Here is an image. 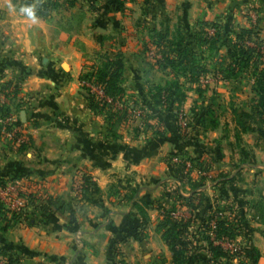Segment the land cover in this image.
Here are the masks:
<instances>
[{
    "label": "crops",
    "instance_id": "0c3cea01",
    "mask_svg": "<svg viewBox=\"0 0 264 264\" xmlns=\"http://www.w3.org/2000/svg\"><path fill=\"white\" fill-rule=\"evenodd\" d=\"M209 1L215 0H151L153 6L142 9L140 0H135L125 3V12L120 13L115 10L114 0H79L75 8L86 6L87 24L83 29L86 45L93 46L88 39L92 31L103 33L105 39L117 36L113 41L119 47L114 44L118 49L111 51L123 55V77L134 86L130 93H140L149 100L147 87L134 84L141 82L143 76L136 56H132V37L126 38L132 29L125 16L134 17L139 13L158 18L159 13L171 10L170 6H181V20L190 26V9L199 7L197 18L200 19ZM230 1L226 8L229 13L242 4L239 0ZM242 1L255 7L251 15L255 21L251 24H256L264 35V0ZM42 2L0 0V85L21 80L16 103L20 104L19 109L14 105L11 113L19 114L28 139L20 149L0 137V177L17 178L25 196L36 194L38 202L45 199L50 207L46 214L30 211L28 218L17 226L4 232L0 229V252L15 258L17 264H115V258L123 264H154L153 258L158 254L147 248L153 236L160 242L161 253L167 255V246L155 228L159 217L157 206H152L153 201L147 202L152 194H160L158 198L166 195L161 189L165 180H160L162 183L158 185V177L164 175L163 169L155 164L160 156L158 145L152 138L139 136L131 140L123 136L117 141L107 138L105 120L93 115L79 91L81 53L72 43L67 45L61 33L55 34L53 26L38 17L32 19L22 11L26 6L34 10ZM250 27L242 22L240 28ZM63 64L68 71H64ZM255 148L250 147L248 158L255 164L246 160L243 166L251 174L260 169L262 187L260 195L245 200L244 208L251 205L249 210H253L252 215L258 221L255 224L262 231L249 227L246 240L250 247L245 254L248 264H253L252 252L256 250L259 257L255 264H264V151ZM185 150L192 158L200 151L195 153L190 145ZM203 152H199L201 159ZM205 160L211 161V168L217 164L216 158ZM83 176L89 177L91 184L87 200L78 201L72 193V184ZM224 181L230 183L231 177ZM255 184L257 187L258 182ZM198 185L201 186L198 191L204 193L202 187H205ZM213 185V192H220L216 182ZM146 203L150 204L148 209H145ZM133 204L145 207L146 219L139 216ZM241 204H237L239 209H243ZM149 226H153V231L147 234Z\"/></svg>",
    "mask_w": 264,
    "mask_h": 264
},
{
    "label": "rangeland",
    "instance_id": "374dc122",
    "mask_svg": "<svg viewBox=\"0 0 264 264\" xmlns=\"http://www.w3.org/2000/svg\"><path fill=\"white\" fill-rule=\"evenodd\" d=\"M239 2L242 4L237 5L236 8L229 13L226 11V8L231 4L230 0L209 1L206 3V10L204 9L205 13L200 19L197 18V16L201 9L199 7H196V10L191 8L188 20L190 26H186V23L181 20L183 12L181 6H170L171 10H167V12L162 14L159 13L158 18H150L147 14L138 15L139 13L134 15V17H129L130 14H126L127 16H125V19L130 23L128 26L132 29L131 33L127 32L126 38L132 37V39L130 38L131 42L134 46L137 44L136 47L132 46L131 52H133L132 56H136L138 60L137 65L143 76L141 82H134V84L139 83V85L147 87L148 84H164L168 79L167 76L157 73L150 68V64H152L155 59L160 58V54L151 44V32L166 35L172 42H178L180 37H182L183 48L186 47L189 52L194 55L191 57L195 59V61L206 66L209 70V73L199 78L197 84L190 85L189 83H185L183 78H180V90L185 98L181 103H176L174 101L167 112H165L163 107L151 106L150 100H147L145 96H141L140 93H138L139 95L136 93L131 95L130 91L134 89L131 81L124 79L123 83V87L126 90V96L123 99L124 108L127 109L129 114H132L134 122L123 132V136H125L126 140H131L138 136L141 139L152 138L154 142L157 143L160 152V156L156 159L155 164L158 168L163 169L164 175L159 176L158 180H165L163 181V188L161 187V189L165 191L168 196L159 197L160 201H158L157 198L160 194H152L151 197L148 196L150 199H148L147 202L153 201L152 206L154 205L165 210H173L174 216L190 221L187 231L180 236L179 242L180 245L185 243L183 247L188 250V255L191 256L193 260L190 264H238V260H243V262L248 264L245 251L246 248L250 246L246 240V232L249 230V227L254 230L258 229L262 231L261 227L256 226L258 221L252 215L254 214L253 210H249L251 209V205L249 204L248 208H244L245 200H251L249 199L250 197L260 195L262 187L260 169L255 170L254 173L251 174L249 168L243 166L246 160H248V163L251 165L255 164V162L253 163L248 159L251 146L256 147V151H264V135H261L262 129L258 123V119L251 110V100L254 96L252 93L253 80L251 79L252 67L240 70V75L234 82L221 80V76L216 71L220 68L225 70L232 69L237 54L234 48V44L236 43L235 38L240 30L243 29L240 28L242 22L250 24L251 27L249 29L254 28L253 31L258 34L259 41H264V35L261 29H259L256 24H251L255 21V19L251 17L256 11L255 7L251 5L247 6L242 0H239ZM139 4L142 9H148L153 6L151 0H140ZM85 7L75 8L74 6L72 9H67V11H60L54 16L51 25L53 26L51 29H62L60 33L66 38V44L69 45L72 43V47L77 49V52L81 53L82 66L83 63L87 65L94 63L97 57L95 52L99 54L105 52L114 54L111 49L117 51V47H119V44L113 41L117 39V36L113 35V37L111 35L110 38L105 39L102 37L103 33H97L96 31L95 33L92 31L88 36V39L92 40L93 46H88L84 43L83 39H87V36L83 33L84 26L87 24L84 13ZM153 9L154 8H152V10ZM229 15H232V17L229 18ZM79 18H82L79 24L74 22ZM200 21L213 23L221 27L220 40L216 41L214 46L210 44V46L201 48L198 47L193 40L195 34L199 32V27L196 26V23ZM63 29L68 32H64ZM206 32L209 35L214 33L212 28L206 30ZM104 36L107 37L106 34H104ZM99 42H101L102 45H100ZM114 44L117 45V47L113 46ZM183 48L179 50L182 51ZM259 48L261 51L264 50L263 46H259ZM62 68L64 71H68L65 64L62 65ZM128 69L129 67H127V74H130V70ZM229 71L230 74H235L236 72ZM10 82L17 84L19 92L13 97L10 93V89L5 88L7 82H4L0 85V98L4 97L6 99L7 105H4L10 109V114L18 121L19 114H12L11 110L19 99L21 80H11ZM198 88L204 90L202 95H199L197 92ZM79 91L84 97L85 91L81 89V86L79 87ZM139 115L143 117L136 119ZM1 117L0 112V118ZM201 118L205 120V127L207 129L204 132L205 134L202 133L203 129L199 125ZM147 124L150 128L145 126ZM212 124H217L218 127L214 132L210 130ZM136 129L139 131V134L135 133ZM245 129H248L249 133L244 132ZM0 137L4 140L1 134V127ZM9 141L12 143L11 140ZM187 145H190L191 149H195V153L198 150H200L199 152L204 151L205 153H203L205 155L202 156L203 158L205 157V159L211 157L216 158L217 164L215 167L213 166L210 168V171L207 173H198L196 165H191L187 160V158H192L187 155L185 150ZM199 152H197V156L194 155L196 157L193 158H198ZM260 163L261 162L258 164ZM182 165L185 167L184 170L182 169ZM194 165L195 167L191 169V173L188 177L191 179V183L202 184L205 187H202L204 193L198 191V194H202L205 200L202 201L197 210L190 212L184 205L181 197H188L191 194V185L184 182L185 178H188L186 175L187 170H189L190 166ZM166 167L167 169L165 170ZM178 171H182V174L179 173L178 175ZM202 177L205 178V180H200ZM229 177H231V182L224 183L226 182L224 178ZM79 178L80 181H82L81 177ZM75 180L72 184V193L78 201H83L85 199L81 196V192H77V189L74 188ZM161 181L158 185H161ZM6 182L8 183L10 181L6 180ZM215 182L216 185L220 187V192H213L212 187ZM255 182H258L257 187ZM27 186H29L28 182ZM198 187L201 186L198 185ZM252 193L254 194L252 195ZM39 194L41 193L39 192ZM247 195L250 196L248 197ZM141 196H144L143 199L146 198L144 193ZM26 198L28 199V197ZM44 200H39L38 202L37 198L35 200L36 203L35 201L32 205L28 203L22 216L28 218L29 212L35 210H39V212L46 214L50 204ZM239 202L242 203L243 209H239V206V208L237 207ZM0 203L4 204V200H1ZM215 215H221V218H234L235 221L233 220V223L237 228L236 234L238 235L234 243L229 244L213 241L214 234L211 230L213 221L209 223L210 225L208 224L209 226L206 224V221ZM158 221L159 218H157L156 224ZM152 228L149 226L148 230L150 232L146 233H151L153 231ZM206 236L213 242L215 247L221 246L225 254L229 257L213 263L207 253L208 245L203 241V238ZM152 238L154 240L148 241L150 246L147 248L151 249L153 254H158L154 256V258L152 257L153 260H156L154 264H161L162 262H164L163 264H169L170 253L167 251L168 248L166 250L167 255H165V253L162 254L159 240L154 236ZM232 244L239 249L237 252H233L232 249L234 247L232 248ZM119 248L121 249L122 246ZM235 254L240 256L237 260L232 258ZM114 262L115 264H123V262L117 258L114 259Z\"/></svg>",
    "mask_w": 264,
    "mask_h": 264
},
{
    "label": "trees",
    "instance_id": "16d2710c",
    "mask_svg": "<svg viewBox=\"0 0 264 264\" xmlns=\"http://www.w3.org/2000/svg\"><path fill=\"white\" fill-rule=\"evenodd\" d=\"M78 0H43L42 3L38 4L33 10L35 17L42 19L48 25H52L53 18L60 11H67V9H72ZM135 2V0H114L113 4L117 12H125V3ZM55 13V14H54ZM76 20V19H75ZM82 18L74 21L77 24L80 23ZM199 27V32L195 34L194 41L198 47L204 48L216 43L220 40L221 27L215 24H211L205 21H200L196 23ZM212 28L214 33L212 35L207 34L206 30ZM252 29H242L236 36V43L234 48L236 49V58L232 65L231 71H236L235 74H230L229 70L220 68L216 70L221 76V80L224 81H236L240 75V70L252 69L251 79L253 80L252 93L253 99L251 100V110L255 117L258 119V123L261 127V135H264V50L261 51L259 46L264 47V41L260 42L258 34ZM62 29L56 28L55 34L60 33ZM64 32H68L64 30ZM152 33L151 44L155 47L157 52L160 54L159 59H155L150 68L157 73H161L167 76L168 79L164 84H148L147 93L151 103V106L163 107L165 112L168 111L169 107L174 103H181L185 98L184 94L181 92V86L179 79L183 78L185 83L190 85L197 84L199 78L202 75L209 73L206 66L195 61L192 57L194 56L185 47L183 48L182 37H180L178 42H172L166 35H162L157 32ZM102 45L101 42H99ZM251 44V46H250ZM183 48L182 51L179 49ZM97 56L93 64L83 63L82 71L79 75V83L81 89L85 91L84 99L87 102L89 110L93 113L95 117L103 118L107 124L106 133L107 138L111 141H117L123 137V132L129 128L130 124L133 122L132 114H129L127 109L124 108V97L126 96V90L123 87L124 83V62L123 55L118 52L114 54L103 53L99 54L95 52ZM192 56V57H191ZM191 57V58H190ZM89 85L92 88H96L101 91L102 96L96 93H92L91 89L86 88L85 85ZM6 89H10V93L14 97L18 92L19 88L17 84L12 82H7ZM199 95L204 93V90H197ZM19 103L16 104V109H19ZM1 115H9L10 109L4 108L1 111ZM212 113V112H211ZM142 115V114H141ZM137 116L136 119H140L143 116ZM249 117V116H248ZM17 126H22L20 120L16 123ZM199 125L203 131L207 130L205 127V120L201 118ZM150 128L149 125H145ZM217 124H212L211 129H216ZM244 132H249L245 129ZM136 134L139 131L135 130ZM25 145H20L19 148L23 149ZM189 163L196 165V170L198 173H207L211 168V161L202 160L198 158H187ZM194 166H190L187 170L186 175L191 173V169ZM183 166V165H182ZM184 166L182 169L184 170ZM182 174V171H178ZM205 179V178H200ZM6 180L4 177H0V189H4L6 185ZM17 180V178H12L9 181ZM82 187L81 196L83 199L87 200V194L89 191V185L91 183L90 178L83 176L81 177ZM186 184L191 185V194L187 198L181 197L186 208L193 212L199 208V205L204 201V196L198 194V183H191V179L185 178ZM17 194L25 196V191L21 188H17ZM29 204L32 205L37 199L36 197L27 195ZM150 205V204H149ZM137 213L142 219H146V210L138 204H133ZM145 209H148V203H146ZM159 212V221L157 222L155 228L163 242L166 244L169 253L171 254L169 264H190L193 260L191 256L188 255V250H186L183 245H180V236L185 233L190 225V221L183 220L178 216H174L173 210H165L163 208H156ZM221 215L211 217L207 219L206 224L208 225L213 221V228L211 227L212 233L214 234L213 241L220 243H234L235 238L238 236L237 228L233 223V219L221 218ZM22 213L10 212L5 209L4 205L0 203V229L1 231H6L9 228L15 227L17 224L24 220ZM235 221V220H234ZM210 225V224H209ZM208 225V226H209ZM203 241L207 243V253L210 256V260L214 262L225 259L227 256L221 246L215 247L213 242L210 241L208 236L203 238ZM253 256L251 258L253 264L256 263L259 255L256 250H253ZM246 256V254H245ZM0 257L3 259L4 264H17L18 261L15 258L4 255L0 252ZM240 256L235 254L232 258L238 259ZM209 260V261H210ZM162 262L161 264H163ZM196 264V263H194ZM238 264H246L243 260H238Z\"/></svg>",
    "mask_w": 264,
    "mask_h": 264
},
{
    "label": "built area",
    "instance_id": "2783aa9c",
    "mask_svg": "<svg viewBox=\"0 0 264 264\" xmlns=\"http://www.w3.org/2000/svg\"><path fill=\"white\" fill-rule=\"evenodd\" d=\"M85 86L86 88L91 89L92 93H96L99 96H102L101 91L97 90L96 88H92L88 84ZM6 103L7 102L4 97L0 98V111L4 108H7ZM1 116L2 117L0 118V122H1L0 127H1L2 137L6 140H11L15 147H19L20 145H26L28 143V139L23 131L22 126L16 125L17 121L14 119V117L11 114L1 115ZM19 186H20V180H14L6 183L4 189H0V201L4 200L3 205L5 209L10 212L23 213L25 207L29 203L26 196L24 197L22 195L17 194V188ZM81 187H82V181H80L79 178L75 180L74 188L77 189V192H81ZM213 227L214 226L212 225V228ZM232 248H233L232 249L233 252H237L239 250L238 248L235 247L234 244H232ZM0 264H4V261L1 257H0Z\"/></svg>",
    "mask_w": 264,
    "mask_h": 264
},
{
    "label": "clouds",
    "instance_id": "9594fccd",
    "mask_svg": "<svg viewBox=\"0 0 264 264\" xmlns=\"http://www.w3.org/2000/svg\"><path fill=\"white\" fill-rule=\"evenodd\" d=\"M22 11L26 13L30 18L35 19V13L31 6L24 7Z\"/></svg>",
    "mask_w": 264,
    "mask_h": 264
}]
</instances>
